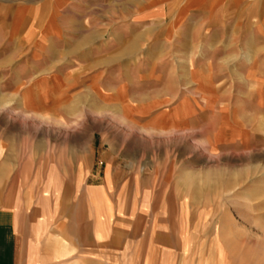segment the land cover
Listing matches in <instances>:
<instances>
[{
    "label": "rangeland",
    "instance_id": "obj_1",
    "mask_svg": "<svg viewBox=\"0 0 264 264\" xmlns=\"http://www.w3.org/2000/svg\"><path fill=\"white\" fill-rule=\"evenodd\" d=\"M172 1L49 10V38L25 22L47 10L0 0L2 177L28 183L42 223L178 249L196 235L264 263V0L237 1L220 25Z\"/></svg>",
    "mask_w": 264,
    "mask_h": 264
},
{
    "label": "crops",
    "instance_id": "obj_2",
    "mask_svg": "<svg viewBox=\"0 0 264 264\" xmlns=\"http://www.w3.org/2000/svg\"><path fill=\"white\" fill-rule=\"evenodd\" d=\"M14 1H23L24 4L17 7L26 8L27 14L33 10H47L46 15L25 22L47 25L44 35L49 38L58 34L55 25L59 23L49 10L59 7H95L99 3L98 0ZM237 1L240 0H173L172 2H183L182 9L185 14L203 10L202 18L197 21L199 24L220 25L224 23L226 9L229 10L232 6L235 8ZM116 6L125 8L127 2H116ZM213 10H216L215 13L209 16ZM172 20L175 24L183 23L181 18ZM167 21L170 23L169 19ZM79 22L88 26L92 24L84 19ZM127 23L128 21L121 20L117 23L118 27L111 30L108 35L115 39H123L126 33L124 26ZM104 24L108 25L107 22ZM105 33L107 29L96 27H88L80 31V35L89 36L88 40H94L96 36L102 38ZM91 81L96 83V78L92 77ZM92 87L97 88L95 84ZM165 91L166 88L161 87L159 96L166 95ZM21 179L18 176L6 179L2 177L0 171V264H259L255 251L242 253L234 246L231 250L230 247L223 246L226 242L221 241L213 242L212 246L207 247L211 243L196 235L188 236V240L178 249L176 241L146 240L145 237L142 240L139 238L130 240L127 230H121L117 235L112 227L103 229L92 226L88 231L83 232L74 219L73 223L68 224L42 223L47 219L49 221L52 214L46 212V216L43 214L45 217L35 214L37 209L33 208L32 202L35 198L32 188L27 182L21 183ZM47 195L51 197V195L55 196V193L50 191ZM37 216L38 220L35 218ZM236 243L238 242L233 241V245Z\"/></svg>",
    "mask_w": 264,
    "mask_h": 264
}]
</instances>
